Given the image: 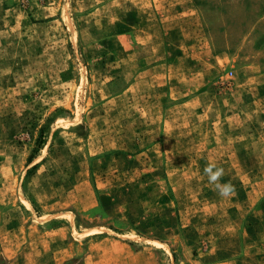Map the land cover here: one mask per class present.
Segmentation results:
<instances>
[{
    "label": "rangeland",
    "instance_id": "374dc122",
    "mask_svg": "<svg viewBox=\"0 0 264 264\" xmlns=\"http://www.w3.org/2000/svg\"><path fill=\"white\" fill-rule=\"evenodd\" d=\"M0 264H264V0H0Z\"/></svg>",
    "mask_w": 264,
    "mask_h": 264
},
{
    "label": "clouds",
    "instance_id": "9594fccd",
    "mask_svg": "<svg viewBox=\"0 0 264 264\" xmlns=\"http://www.w3.org/2000/svg\"><path fill=\"white\" fill-rule=\"evenodd\" d=\"M205 173L209 176L210 182L215 185V188L221 197L226 198L234 193V187L231 184L218 183L224 174L222 168H217L215 165H209L205 168Z\"/></svg>",
    "mask_w": 264,
    "mask_h": 264
}]
</instances>
